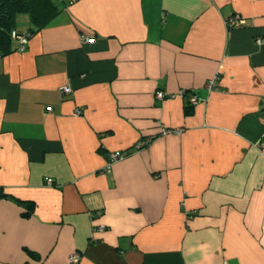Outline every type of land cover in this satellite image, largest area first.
Wrapping results in <instances>:
<instances>
[{"label": "crops", "instance_id": "obj_1", "mask_svg": "<svg viewBox=\"0 0 264 264\" xmlns=\"http://www.w3.org/2000/svg\"><path fill=\"white\" fill-rule=\"evenodd\" d=\"M55 4L0 45V264H264V0Z\"/></svg>", "mask_w": 264, "mask_h": 264}, {"label": "trees", "instance_id": "obj_2", "mask_svg": "<svg viewBox=\"0 0 264 264\" xmlns=\"http://www.w3.org/2000/svg\"><path fill=\"white\" fill-rule=\"evenodd\" d=\"M28 14L32 25L29 31L35 33L45 27L53 18L59 14V8L55 0H0V45L12 44L11 32L14 31L15 21L18 14ZM0 196L3 191L0 189ZM27 216H30L34 204H27Z\"/></svg>", "mask_w": 264, "mask_h": 264}, {"label": "built area", "instance_id": "obj_3", "mask_svg": "<svg viewBox=\"0 0 264 264\" xmlns=\"http://www.w3.org/2000/svg\"><path fill=\"white\" fill-rule=\"evenodd\" d=\"M227 28L228 29H236V28H240L242 25V20L240 17H234L231 18L227 21ZM33 34L30 32H19V31H12L11 32V39L12 41L16 44V52L18 53H23L27 50L29 42L32 38ZM83 42H93V40H88L85 39L84 37H82ZM259 43H261V41H259ZM218 80L219 77L215 76L214 78H212L211 80H209L205 86L206 90L208 93H212L214 91H216L218 89ZM72 93V89L69 86H66L65 88H63L61 94L62 96H68ZM185 95L184 92H182L181 96ZM167 94L163 93V92H159L157 93V98L159 100H163L165 98H167ZM175 96H170V98H174ZM201 102V100L199 99V97L194 94L191 93L189 95V103L192 107H195L197 105H199V103ZM83 114V110H76L75 112V116H81ZM182 130H163L162 134L163 135H169V134H182ZM149 144L148 141H141L139 142L136 147L135 150L139 151L144 149L147 145ZM262 151L264 152V147L262 148ZM129 155L128 152H119V153H114L111 154L108 157V164H107V170H110L112 168V166L114 164H116L119 161L124 160L127 156ZM46 184L49 187H52L54 185V181L52 179H47L46 180ZM99 231H104V228H99ZM80 260V256L79 254H74L73 256H71L69 262L70 264H77Z\"/></svg>", "mask_w": 264, "mask_h": 264}]
</instances>
